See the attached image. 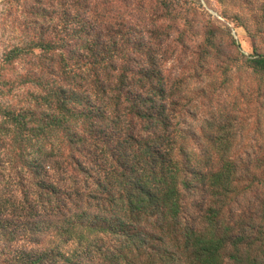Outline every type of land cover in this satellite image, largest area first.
<instances>
[{
  "label": "trees",
  "instance_id": "obj_1",
  "mask_svg": "<svg viewBox=\"0 0 264 264\" xmlns=\"http://www.w3.org/2000/svg\"><path fill=\"white\" fill-rule=\"evenodd\" d=\"M0 8L24 36L0 64V264H264V157L239 159L230 113L193 129L205 89L192 96L169 67L184 52L168 30L183 21L182 41L192 27L185 5ZM204 28L211 58L219 36ZM247 65L264 77V55Z\"/></svg>",
  "mask_w": 264,
  "mask_h": 264
},
{
  "label": "rangeland",
  "instance_id": "obj_2",
  "mask_svg": "<svg viewBox=\"0 0 264 264\" xmlns=\"http://www.w3.org/2000/svg\"><path fill=\"white\" fill-rule=\"evenodd\" d=\"M179 1L189 9L188 18L192 27L186 30L182 41L177 39L179 32L185 30L183 21L177 22V30H168L169 41L178 44V49L184 52L178 53L181 57H173L169 67L173 72L186 74L192 96L200 86L206 93L205 97L195 100L199 108H193L189 123L193 129L200 131L201 123L211 118L213 113H218V116L230 113L238 134L237 156L244 162L255 163L264 157V77L250 68L247 60L264 55V0ZM143 7L141 13H146L151 4ZM18 15L2 13L0 8V64L4 55L24 38L16 22ZM21 17L20 23L24 21V15ZM208 25L213 26L219 36V52L214 50L211 58L202 56L200 49L204 27ZM36 60L28 58L14 68L22 71ZM220 66L233 68L226 83L225 78L219 76ZM198 76L203 77L204 84L198 82ZM216 80V85L211 86ZM215 89L217 93L212 92Z\"/></svg>",
  "mask_w": 264,
  "mask_h": 264
}]
</instances>
